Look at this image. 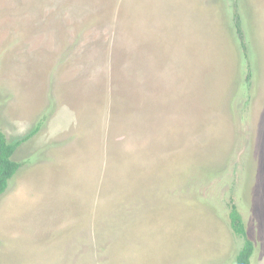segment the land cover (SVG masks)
Listing matches in <instances>:
<instances>
[{"label":"rangeland","instance_id":"1","mask_svg":"<svg viewBox=\"0 0 264 264\" xmlns=\"http://www.w3.org/2000/svg\"><path fill=\"white\" fill-rule=\"evenodd\" d=\"M0 130V264H264V0H0Z\"/></svg>","mask_w":264,"mask_h":264},{"label":"trees","instance_id":"2","mask_svg":"<svg viewBox=\"0 0 264 264\" xmlns=\"http://www.w3.org/2000/svg\"><path fill=\"white\" fill-rule=\"evenodd\" d=\"M236 6L237 5L235 2L233 24L236 29L239 44L244 52V55L247 57L245 36L242 30L241 19L239 14L237 13ZM35 131H32L29 135L21 140L10 143L8 142L5 134L0 130V197L6 191L9 181L21 167V163L13 160V155L16 149L21 145L22 142L31 137L35 133ZM228 219L231 231L234 233V235L243 239V244L238 250L235 257V264H251V259L255 250L254 243L251 239L248 238L244 221L232 198H230L228 201Z\"/></svg>","mask_w":264,"mask_h":264}]
</instances>
